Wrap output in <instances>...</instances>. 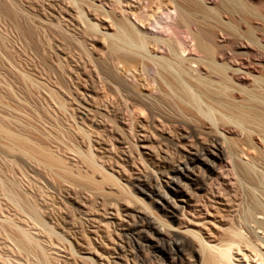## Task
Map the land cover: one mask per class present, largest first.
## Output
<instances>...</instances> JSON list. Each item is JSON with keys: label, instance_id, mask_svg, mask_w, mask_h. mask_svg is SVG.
Instances as JSON below:
<instances>
[{"label": "rangeland", "instance_id": "rangeland-1", "mask_svg": "<svg viewBox=\"0 0 264 264\" xmlns=\"http://www.w3.org/2000/svg\"><path fill=\"white\" fill-rule=\"evenodd\" d=\"M48 1L38 0L40 6L33 3L36 0L17 1L18 11L23 17L21 23L24 21L23 24L27 25L26 29L30 28V33L28 30L24 33L25 29L23 32H16L13 20L7 17L0 19L1 264H196L197 244L191 237L183 234L182 228L206 229L204 232H209L210 229V240L220 242L227 237L223 230L232 226L235 218L236 225L244 220L250 206L248 184L235 175L226 153H220L208 146V137L198 134L190 136L188 133L173 132L168 128L159 132L152 127V135L147 133L151 140V153L139 146L138 139L148 136L143 133H137L135 141L124 147L111 140L107 142L106 150L99 152L98 155L102 157L100 163L105 165L107 170L110 169L109 171L121 180L122 185L131 191L134 197L142 200L154 215L141 204L132 202L127 204L131 209H124V203L113 196L100 197L87 185H83L85 189L81 185L79 188L78 184L76 186L67 179L59 178L54 171L35 162L34 158L29 159L30 156L26 157L24 153L23 156L21 148H17L13 153L4 148L5 144L12 143L4 133L9 131L24 140L27 138L32 146L36 144L34 148L37 146L52 151L63 158L72 170L77 169V166L82 168V164H78L80 161L76 157V151H73L78 148L77 143H84L82 135L80 138V130L82 127L85 131L89 130L87 132L92 134L93 140L100 137L98 131H94L96 120L88 119L90 114L84 109L88 101H91L94 107L91 106L90 110L102 112L109 103L113 108L123 104L119 103L122 102L119 97L115 100L106 92L105 95L101 88L102 77H99L101 75L96 71V66L105 52L101 36L96 35L97 40L92 45L90 41L83 42L76 29L78 27L74 26L79 24L78 16H73L70 21L62 15V7L69 8L65 3L64 6L55 7L58 9L57 13L62 12L60 18L64 19L58 18L60 27L56 25L59 24L58 19V23L55 21L54 32L50 31L52 26L49 30L42 25L41 28L36 22L38 18L33 19L37 17L38 11L46 14L47 8H54L49 5L51 3L47 4ZM31 2L37 6L32 8ZM28 3H31L30 7ZM106 9L111 10L112 7L106 5ZM67 11L68 9L65 10ZM92 19L103 30H111L110 21L105 16L95 14ZM29 26L34 28L33 33L36 30L39 32L33 34V29ZM80 39L79 44H82L77 45ZM49 83L57 85L52 86ZM55 86H58V89ZM103 94L105 100H102ZM97 96H101L102 101L99 102ZM106 96L110 97L112 102ZM57 97H60L59 100ZM65 98L66 100L62 101ZM109 106L107 111L111 109ZM168 111L169 109H164L165 113H169ZM111 118L117 120L113 114ZM81 121L87 122L86 128L90 124L95 129L91 130L89 127L90 129L86 130ZM117 121L118 126L129 132L131 140L133 132ZM116 124L112 126L115 127ZM79 125L82 127H78ZM184 129L189 131L188 128ZM133 143L138 144V147L133 146ZM68 147L74 148L71 149L73 153ZM196 150H202V161L195 159ZM145 151L159 161L144 156L147 163L142 162L137 157ZM125 154L127 155L124 156ZM165 159H170V163H165ZM110 189L116 192L110 185L104 186V190ZM31 203L43 210L40 212L43 219L45 218L47 229L32 223L29 207L32 209L31 206H35ZM9 218L15 223L25 225L23 227L26 230L36 232L35 235L42 238L39 240L43 244L48 242L47 252L42 254L41 251L35 250L37 254L34 253L33 256L30 252L19 250L14 245L19 232L13 228L11 222H6ZM158 218L169 223L172 230L162 226ZM5 229L7 232H4ZM46 230H53L55 235L48 234ZM12 249L13 254L10 251ZM168 254H171V257Z\"/></svg>", "mask_w": 264, "mask_h": 264}, {"label": "bare ground", "instance_id": "bare-ground-1", "mask_svg": "<svg viewBox=\"0 0 264 264\" xmlns=\"http://www.w3.org/2000/svg\"><path fill=\"white\" fill-rule=\"evenodd\" d=\"M17 1L0 0V19L7 17L13 20L16 32L25 29L23 31L27 33V25L23 24L24 21L21 23L23 17L18 11ZM49 1L47 4L51 3L49 5L54 8H47L46 14L34 10L38 15L33 19L38 18L37 24L48 30L52 26L50 31L54 32L53 29L56 28V25L60 27L58 18L64 12L65 14L62 13V15L70 21L73 16H78L79 24L77 25L75 22L74 26L78 27L75 28L78 29L83 42L90 41L92 45L97 40L96 35L101 36L105 52L96 66L98 70L95 69L101 75L99 77H102V83H99L102 84L101 88L104 90V94L106 92L115 100L119 97V101H122L119 103L123 104L116 105H122L121 108H116V106L113 108V106H109V103L107 106L111 109L107 111L108 107L105 105V113V110L103 112L90 110L93 105H91V101H88L84 109L88 115L90 114L91 118L88 119L96 120L94 124H97L96 129L92 128L90 124L89 127L91 130L95 129L96 133L98 131L100 137L98 134V140L95 139L96 137H93L95 139L93 140L92 134L87 132L89 131L87 129L90 128H86L87 124L85 123L88 121H81L87 130L85 131L82 125L78 126L82 127V129H78L82 131L80 138L82 135L84 143H80V141L77 143L79 146L76 145L78 148L74 146L76 150H73L72 147L71 149L76 151V157L80 161L78 164L81 163L80 167L83 166L82 168L77 166V169L72 170L65 164L63 158L52 151H46L45 148L37 146L41 149L34 148L36 144L32 146L30 142L28 143L27 138L26 141V139L14 136L5 130L4 133L12 143L5 144L4 148L6 147L9 152L12 151L11 153L17 148H21L22 155L24 153L25 156H30L29 159L34 158L35 162L48 167L47 169L54 171L59 178L67 179L76 186L78 184L79 188V185L81 187L87 185L100 197L111 198L113 196L124 203V209H131L132 207L127 204L132 202L141 204L154 215L142 200L134 197L132 192L122 185L121 180L110 172V169L107 170L105 165L100 163L102 157L98 155L99 152L106 150L105 146L111 140H115L124 147L129 142L135 141L137 133L152 135L150 131L152 127L159 132L168 128L173 132L188 133L190 136L192 134L204 135L205 138L208 137L209 147L228 155L235 175L248 184L250 206L244 220L236 225L235 218L232 226L223 230L227 237L220 242L210 240V229L209 232H204L206 229L203 231L189 227L182 228L183 234L191 237L197 244L196 264H264V0ZM31 3H28L29 7ZM33 3L40 6L38 0ZM33 3L32 8L35 5ZM64 3L69 6L67 8L65 5L68 11L65 12L66 9L62 7L64 10L61 9L62 12L57 13L58 9L55 7L58 8ZM106 5L111 6L112 9L107 10ZM95 14L105 16L110 21L111 30H103L92 19ZM57 19L59 24L55 25V21L58 23ZM71 23L73 25V22ZM26 24H28L27 21ZM29 27L33 29L31 30L33 33L34 28ZM36 32L39 31L36 30ZM56 33H58L57 30ZM59 33L61 34V32ZM49 34L51 35V32ZM30 35L28 34V36ZM81 39L77 45L82 44V42L79 44ZM65 40L67 41V39ZM75 46L74 48L77 47ZM79 50L82 52L81 49ZM79 54L81 58V53ZM51 92L50 94H52ZM104 94L102 100H105L106 94ZM54 97L56 98V96ZM100 97L98 98L99 102ZM107 98L110 99V97ZM164 109H169L170 114L165 113ZM112 114L118 121L111 118ZM78 119L81 118L78 117ZM116 121L133 132L131 140H129V132L122 126H118ZM77 122L79 123L80 120ZM90 122L93 126V122ZM114 123L117 126L113 127ZM184 128H188L189 131H185ZM77 134L79 135V133ZM138 143L142 149L151 153L149 135L138 139ZM207 143L205 144L207 145ZM133 146L138 147V144L133 143ZM208 152L213 155L211 151ZM150 153L145 151V153H140L137 158L146 163L147 159L144 156L156 159ZM194 156L196 160L202 161V150H196ZM165 160V163H170V159ZM1 184L0 176V264ZM106 184L114 188L116 192L111 189L110 191L104 190ZM85 186H83L84 189ZM33 206L35 207L31 206L32 209L29 207L32 223H36L37 226L39 225L38 227L45 226L44 228L47 229L45 218L43 219L40 212L43 210H39L40 206H38L39 209L36 205ZM10 220L6 222L12 223L13 228L19 232V237L17 238L15 235L16 240L13 239L15 240L14 245L19 250L30 252L33 256L34 253L37 254L35 250L41 251L42 254L46 251L48 242L43 244L39 240L42 238L35 235L36 232L26 230L23 227L25 225L15 223L12 221L13 219ZM158 220L167 230H172L169 223L160 218ZM5 230L4 232H7V229ZM52 231H48V234L53 235ZM51 238L48 237V239ZM10 251L12 253L13 249ZM168 255L171 257V254Z\"/></svg>", "mask_w": 264, "mask_h": 264}]
</instances>
